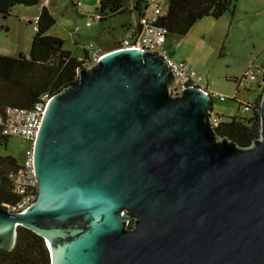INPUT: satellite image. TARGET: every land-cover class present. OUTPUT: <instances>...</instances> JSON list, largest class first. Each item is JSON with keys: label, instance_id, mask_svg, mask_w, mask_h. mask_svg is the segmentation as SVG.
<instances>
[{"label": "water", "instance_id": "95a60500", "mask_svg": "<svg viewBox=\"0 0 264 264\" xmlns=\"http://www.w3.org/2000/svg\"><path fill=\"white\" fill-rule=\"evenodd\" d=\"M174 80L150 50L81 67L46 109L37 199L0 207V249L25 226L52 264H264V92L261 136L243 147L216 132L204 87Z\"/></svg>", "mask_w": 264, "mask_h": 264}, {"label": "rangeland", "instance_id": "374dc122", "mask_svg": "<svg viewBox=\"0 0 264 264\" xmlns=\"http://www.w3.org/2000/svg\"><path fill=\"white\" fill-rule=\"evenodd\" d=\"M44 1V0H42ZM82 2L83 13L74 5ZM135 0H126L128 7ZM50 9L56 23L49 34L64 41V47L77 56L84 55L89 44L101 46L107 52L126 35L123 24L134 20L127 12L104 22L96 18L99 0H50ZM163 8L168 0H160ZM41 4L17 5L8 16L0 14V53L29 56L35 33L36 15ZM232 8L222 17H204L191 30L179 35L170 33L166 47L177 61H185L202 77L200 85L209 91L222 94L226 100L215 98L213 113L224 118L251 117L254 104L264 91V0H233ZM153 8L148 10L152 14ZM92 20L93 25L87 26ZM81 28L76 31V27ZM250 70L257 72V79L240 83ZM31 142L21 136H11L7 145L0 146V153L12 155L19 162L25 159Z\"/></svg>", "mask_w": 264, "mask_h": 264}, {"label": "trees", "instance_id": "16d2710c", "mask_svg": "<svg viewBox=\"0 0 264 264\" xmlns=\"http://www.w3.org/2000/svg\"><path fill=\"white\" fill-rule=\"evenodd\" d=\"M41 3L42 0H0V14L8 16L17 5L35 6ZM232 3L233 0H168L155 25L164 28L168 35H184L204 17L218 19L228 11H234ZM160 5V0H135L130 7L126 0H99L96 18L104 22L129 12L134 20L122 27L126 31L133 29L140 32L141 19L149 15L150 8ZM35 21L29 56L24 53L19 56L0 53V146H6L11 136H17L5 133L9 109H32L46 95L52 98L65 87L76 84L79 82V69L87 66L91 58L87 46L84 55L77 56L64 47L62 38L48 33L56 23L49 6H41ZM123 39L110 50L119 48ZM103 52L107 51L103 49ZM263 92L254 104L248 106L253 110L251 117L224 118L217 114L220 122L214 128L218 135L228 137L243 147L251 146L254 140L260 138ZM20 169L21 163L16 157L0 153V207L3 209L8 210L20 200L17 187ZM133 226L134 220L129 224V227ZM0 264H52L51 252L43 236L28 227L19 226L15 247L12 250L0 249Z\"/></svg>", "mask_w": 264, "mask_h": 264}, {"label": "built area", "instance_id": "2783aa9c", "mask_svg": "<svg viewBox=\"0 0 264 264\" xmlns=\"http://www.w3.org/2000/svg\"><path fill=\"white\" fill-rule=\"evenodd\" d=\"M75 4L83 13L81 9L82 2L78 1L75 2ZM163 12L164 8L161 5L153 8L152 14L146 15L141 19L142 27L140 32L133 29L128 30L119 48L150 50L163 56L175 75L173 85L174 92H180L187 85L201 86L200 82L202 77L197 76L195 70L189 63L175 60L166 47L165 44L168 40L167 31L155 25ZM91 24L92 21L89 20L87 26H91ZM75 30L79 31L80 27L77 26ZM87 48L91 53V58L87 67H91L106 53L103 52L101 46L89 44ZM257 77V72L250 70L246 73L245 77L240 80V83L247 85V81L253 82ZM204 88L213 99L218 98L221 101L226 100L224 95L209 91L206 87ZM50 100L51 98L49 95H46V97L38 102L32 109H9L10 117L5 127V133L22 136L31 142V147L26 150L25 159L21 162V169L17 175V187L20 200L9 207L8 210L11 212H25L38 197L39 179L34 169L35 143ZM219 122V118L213 113V126L219 125Z\"/></svg>", "mask_w": 264, "mask_h": 264}, {"label": "crops", "instance_id": "0c3cea01", "mask_svg": "<svg viewBox=\"0 0 264 264\" xmlns=\"http://www.w3.org/2000/svg\"><path fill=\"white\" fill-rule=\"evenodd\" d=\"M50 4H51V3H50V0H44V1H42L41 6H42V5H47V6L50 7ZM40 9H41V8H40ZM39 11H40V10H39ZM39 11H38V14H39ZM38 14H37V15H38ZM37 15H36V18H37ZM35 20H36V19H35ZM92 25H93V24H92Z\"/></svg>", "mask_w": 264, "mask_h": 264}, {"label": "flooded vegetation", "instance_id": "af4514ba", "mask_svg": "<svg viewBox=\"0 0 264 264\" xmlns=\"http://www.w3.org/2000/svg\"><path fill=\"white\" fill-rule=\"evenodd\" d=\"M263 80H264V78H263ZM264 85V84H263Z\"/></svg>", "mask_w": 264, "mask_h": 264}, {"label": "clouds", "instance_id": "9594fccd", "mask_svg": "<svg viewBox=\"0 0 264 264\" xmlns=\"http://www.w3.org/2000/svg\"><path fill=\"white\" fill-rule=\"evenodd\" d=\"M118 49V48H117ZM87 67V66H86Z\"/></svg>", "mask_w": 264, "mask_h": 264}]
</instances>
